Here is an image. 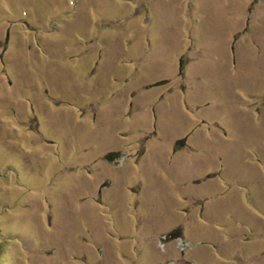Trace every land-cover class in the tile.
Returning a JSON list of instances; mask_svg holds the SVG:
<instances>
[{"label": "rangeland", "instance_id": "obj_1", "mask_svg": "<svg viewBox=\"0 0 264 264\" xmlns=\"http://www.w3.org/2000/svg\"><path fill=\"white\" fill-rule=\"evenodd\" d=\"M0 264H264V0H0Z\"/></svg>", "mask_w": 264, "mask_h": 264}]
</instances>
